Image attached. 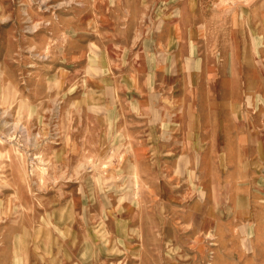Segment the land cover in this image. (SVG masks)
<instances>
[{
	"label": "rangeland",
	"instance_id": "1",
	"mask_svg": "<svg viewBox=\"0 0 264 264\" xmlns=\"http://www.w3.org/2000/svg\"><path fill=\"white\" fill-rule=\"evenodd\" d=\"M182 2L0 0V264H264V0H207L227 44L196 79L228 98L206 126L187 115L205 134L141 133L137 86L113 79L173 61L149 41L168 14L190 24ZM176 61L178 85L197 64Z\"/></svg>",
	"mask_w": 264,
	"mask_h": 264
},
{
	"label": "crops",
	"instance_id": "2",
	"mask_svg": "<svg viewBox=\"0 0 264 264\" xmlns=\"http://www.w3.org/2000/svg\"><path fill=\"white\" fill-rule=\"evenodd\" d=\"M164 1L167 7H178V4L175 3L177 0ZM183 1L182 8H189L186 13L188 12L191 15L192 20L189 21L190 24L185 25L183 20H174L173 14H168L161 20L160 31L156 32L154 39L149 41L150 43L154 42L156 50L158 49V51H160L161 49L160 52H156V55L154 54L152 56L155 57L159 53L160 55L170 56L173 60L171 63L142 67L137 62H134L127 68H117L119 66H116L115 63L114 66L110 68L114 71L123 72V74L114 75V81H118L119 79L122 81L125 79L126 81H131L134 86H137V95H133L131 98H123V102H127L130 105L131 110L126 113L129 114L127 117L134 121L139 120L137 124H140L138 126L139 130L143 129L141 133L146 132L148 134L149 132L150 134L152 127L161 122V131L164 134H172L171 136H173L176 132L173 130H176V127L170 126V124L172 123L171 120L174 119L173 123L175 124L183 123L186 134L189 136L195 133L197 131L196 129H199L200 134L203 135L206 131L204 129L205 126L215 115L212 113V111H214L213 103L216 99L228 98L226 94H222L227 91H222L221 84H216V82L208 83L205 81L198 83L196 79V72L202 69L198 66L201 64H199L197 55H201V53L205 52L210 53L209 51L213 49V47H225L227 42L224 40L222 41L221 36L217 38L216 42L211 41L208 37L210 17L206 15V13L208 14V10H205L208 6L207 0ZM157 46L161 48H157ZM140 48L143 50L142 52L138 50L137 55L145 52L144 44H142ZM185 52H187L191 60L195 61L197 68L188 69L189 72L185 75L186 78L183 82L179 81L178 85L172 84L169 81L166 82V77L162 72H168V70H173L174 68L183 70V68L180 69V64L176 60L180 54ZM220 69L218 68V70ZM154 77L156 78L155 83L157 86L152 83ZM170 91L172 95L167 93ZM118 101L117 98H113V100L111 98H101V102L103 103L101 106H109V117L113 113L112 108H110L111 104H116ZM166 104L170 105V107L166 106ZM103 113L104 112L98 111V117H102ZM190 113L192 116L191 118L201 117L206 120L205 126H194L193 119H191L189 123L186 122L185 119ZM113 116L115 117V113ZM178 118H181L182 121L177 120ZM209 125L213 126L214 124L212 123ZM209 128L210 126L206 127V129ZM163 149L167 151L169 146H164ZM180 157L181 156L178 155L175 159L178 169ZM67 257L63 256V259L60 260L59 263L79 264L83 262V259L81 260L76 255L70 256L69 258Z\"/></svg>",
	"mask_w": 264,
	"mask_h": 264
},
{
	"label": "bare ground",
	"instance_id": "3",
	"mask_svg": "<svg viewBox=\"0 0 264 264\" xmlns=\"http://www.w3.org/2000/svg\"><path fill=\"white\" fill-rule=\"evenodd\" d=\"M15 125V124H14ZM15 127L17 128V124L15 125Z\"/></svg>",
	"mask_w": 264,
	"mask_h": 264
}]
</instances>
